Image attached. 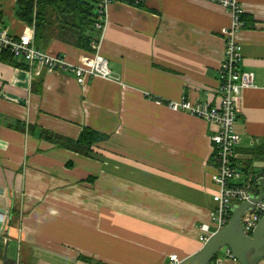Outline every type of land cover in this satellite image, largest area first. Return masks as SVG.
Here are the masks:
<instances>
[{"label":"crops","instance_id":"0c3cea01","mask_svg":"<svg viewBox=\"0 0 264 264\" xmlns=\"http://www.w3.org/2000/svg\"><path fill=\"white\" fill-rule=\"evenodd\" d=\"M0 5V27L30 28L16 0ZM242 7V70L255 86L238 102L234 164L251 176L264 173V0ZM231 23L205 0L115 2L100 48L112 79L86 85L66 73L36 77L0 49V264H169L202 250L199 228L212 223L218 192L214 127L167 103L218 101ZM44 51L73 63L88 56L59 40ZM85 129L108 136L88 155L77 144Z\"/></svg>","mask_w":264,"mask_h":264},{"label":"built area","instance_id":"2783aa9c","mask_svg":"<svg viewBox=\"0 0 264 264\" xmlns=\"http://www.w3.org/2000/svg\"><path fill=\"white\" fill-rule=\"evenodd\" d=\"M144 4L146 0H135ZM218 4L229 12L231 26L223 30L226 42V57L220 69L221 86L217 90L216 103L193 102L187 98L181 101L169 102L167 106L176 112L190 114L208 122L214 127L212 136V160L210 166L212 181L218 188L214 196L216 204L211 213L212 223L200 226L199 240L206 245L209 240L230 222L235 208L243 203L252 202L257 190L264 184V173L247 176L239 171L234 160L236 150L241 142V136L235 126L238 118V102L243 92L255 86V75L242 70L244 60L243 46L238 36L247 27L244 20L242 0H205ZM114 0H98L97 31L100 33L99 42L93 44L94 53L82 58L79 63L71 62L66 56L49 54L36 46L34 28L16 37L6 27H0V49L9 50L17 59L27 63L28 68L36 77L44 72L66 73L75 76L79 85H86L92 79H112V72L107 59L101 54V40L109 22V9ZM264 218V201L257 204L255 210L246 212L243 225L246 233L254 231ZM224 256L218 255L211 264H240L228 248ZM177 255L170 257L169 264H180Z\"/></svg>","mask_w":264,"mask_h":264},{"label":"trees","instance_id":"16d2710c","mask_svg":"<svg viewBox=\"0 0 264 264\" xmlns=\"http://www.w3.org/2000/svg\"><path fill=\"white\" fill-rule=\"evenodd\" d=\"M114 1L143 6L135 0ZM15 16L22 24L35 29L36 46L42 50L48 48L53 40H59L90 55L95 52L93 44L99 42L100 33L96 28L99 22L98 0H16ZM243 18L248 27L247 18ZM1 60L17 67L23 66L9 50L2 52ZM47 138L57 140L50 134ZM107 139V135L85 129L77 144L88 155L94 144Z\"/></svg>","mask_w":264,"mask_h":264},{"label":"water","instance_id":"95a60500","mask_svg":"<svg viewBox=\"0 0 264 264\" xmlns=\"http://www.w3.org/2000/svg\"><path fill=\"white\" fill-rule=\"evenodd\" d=\"M263 201L264 195L237 206L229 224L216 233L200 252L180 264H211L226 248L232 251L240 264H260L264 260V218L251 234L239 224H243L246 212L255 210Z\"/></svg>","mask_w":264,"mask_h":264},{"label":"rangeland","instance_id":"374dc122","mask_svg":"<svg viewBox=\"0 0 264 264\" xmlns=\"http://www.w3.org/2000/svg\"><path fill=\"white\" fill-rule=\"evenodd\" d=\"M5 1H6V0H2V3L5 2ZM239 226L242 227L243 224L240 223ZM224 250H225V249H224ZM224 250L219 254L220 256H224V254H225V251H224Z\"/></svg>","mask_w":264,"mask_h":264}]
</instances>
